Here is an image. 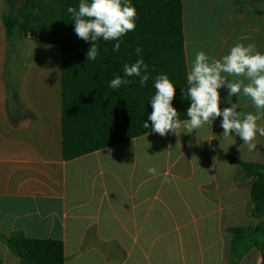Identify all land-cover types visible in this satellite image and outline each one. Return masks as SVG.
<instances>
[{"label": "crops", "instance_id": "1", "mask_svg": "<svg viewBox=\"0 0 264 264\" xmlns=\"http://www.w3.org/2000/svg\"><path fill=\"white\" fill-rule=\"evenodd\" d=\"M181 4L187 71L200 51L221 59L242 43L264 54V0ZM7 9L0 0V236L60 241L65 264H231V230L254 222L255 178L226 157L264 166V137L257 133L253 151L234 133L222 140L218 117L192 132L181 122L178 136L152 132L67 160L61 50L9 39ZM219 92L220 108L230 107L227 88ZM231 102L256 113L242 94ZM257 257L253 248L234 262ZM0 264H20L1 240Z\"/></svg>", "mask_w": 264, "mask_h": 264}, {"label": "trees", "instance_id": "2", "mask_svg": "<svg viewBox=\"0 0 264 264\" xmlns=\"http://www.w3.org/2000/svg\"><path fill=\"white\" fill-rule=\"evenodd\" d=\"M8 14L4 25L9 39L17 35L47 43L61 50L63 98V153L67 160L152 133L151 99L155 78L165 74L176 88L173 107L179 120L187 121L190 106L187 90V64L184 51L181 0H130L138 17L136 29L119 40L98 39L99 54L87 60L91 42L74 32L69 6L78 10L81 0H5ZM90 2V0H89ZM118 52L113 46L120 42ZM142 48L137 55L135 49ZM143 59L149 80L143 87L140 77H127V85L109 87L116 76L124 78V66ZM184 90L185 93H182ZM147 121L149 128L144 127ZM226 159L242 168L246 177H254L252 214L257 226L235 228L232 263L251 249L264 257V166ZM254 223V222H253ZM20 264H65L64 246L55 240H30L16 232L9 239L0 236Z\"/></svg>", "mask_w": 264, "mask_h": 264}, {"label": "clouds", "instance_id": "3", "mask_svg": "<svg viewBox=\"0 0 264 264\" xmlns=\"http://www.w3.org/2000/svg\"><path fill=\"white\" fill-rule=\"evenodd\" d=\"M67 11L72 14L75 23L74 32L78 38L91 42L87 52V60H95L99 54L97 41L119 40L122 36L136 29L138 17L136 8L130 0H81L76 7L69 6ZM120 42L113 46V51L118 52ZM137 55L143 50L135 49ZM148 66L143 59H139L131 66H124V78L116 76L110 81L109 87L118 89L130 81L127 77H140L143 87L149 80ZM232 77H243L233 82ZM187 90H181L189 97L190 106L186 115L189 118L183 127L192 132L211 125L218 117H222V140L233 133L242 141L241 147L246 146L249 151L256 148L254 141L257 133L264 137V126H259L257 121L264 115V54L256 49L254 44L244 45L237 43L228 54L221 59L208 56L200 51L196 54L194 62L187 74ZM247 81V83H245ZM155 95L151 99V131L164 137L170 132L179 135L182 126L179 112L173 107L176 88L165 74L155 78ZM226 87L230 107L220 108L221 96L219 89ZM243 96L250 99L256 113H242L237 111V103H232L233 96ZM144 127L149 128L147 121ZM239 150V149H238ZM150 174L155 175L156 169L149 168ZM256 264H264V257H257Z\"/></svg>", "mask_w": 264, "mask_h": 264}, {"label": "rangeland", "instance_id": "4", "mask_svg": "<svg viewBox=\"0 0 264 264\" xmlns=\"http://www.w3.org/2000/svg\"><path fill=\"white\" fill-rule=\"evenodd\" d=\"M8 14V9L6 10V13H5V15H7ZM29 41H25L23 44H22V46L25 44V46H28V44L32 47V48H36V49H40V48H43V47H47V45L46 44H42V43H28ZM18 43H15V47H16V49H17V47H18V45H17ZM24 51H26V49L24 48L23 49ZM17 50H14V53L16 52Z\"/></svg>", "mask_w": 264, "mask_h": 264}, {"label": "water", "instance_id": "5", "mask_svg": "<svg viewBox=\"0 0 264 264\" xmlns=\"http://www.w3.org/2000/svg\"><path fill=\"white\" fill-rule=\"evenodd\" d=\"M258 223H259V220L258 219H256V220H254V226H257L258 225ZM238 260V259H237Z\"/></svg>", "mask_w": 264, "mask_h": 264}]
</instances>
